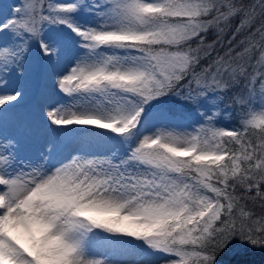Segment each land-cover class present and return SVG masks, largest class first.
I'll return each instance as SVG.
<instances>
[{
    "label": "snow or ice",
    "instance_id": "6c2138e0",
    "mask_svg": "<svg viewBox=\"0 0 264 264\" xmlns=\"http://www.w3.org/2000/svg\"><path fill=\"white\" fill-rule=\"evenodd\" d=\"M0 128V264H264V0L0 7Z\"/></svg>",
    "mask_w": 264,
    "mask_h": 264
},
{
    "label": "trees",
    "instance_id": "16d2710c",
    "mask_svg": "<svg viewBox=\"0 0 264 264\" xmlns=\"http://www.w3.org/2000/svg\"><path fill=\"white\" fill-rule=\"evenodd\" d=\"M20 2L21 0H0V7L6 8L8 5H16ZM211 39L212 37L209 36V40ZM27 79L30 80L31 84L34 83V85L33 86L31 85L32 87L29 89V92L27 93L25 100L22 102L23 107L19 109L18 112L20 110H25L28 108L29 103L31 102V100L34 97L35 92L37 91L36 89L42 88V80L44 79V77L37 75L34 72V70L29 69L28 74H27ZM228 95L230 96L231 93H229ZM220 107L221 109H223L224 113L231 112L232 117L230 118L227 115H221L219 117L218 123L228 128L235 126L237 124V121L235 118V109L225 108L223 104H221ZM185 115L187 118L181 121V123L185 126H191V124L195 123L199 119V117L196 116L194 111L191 113H186ZM262 255H264V253H262L261 251H255L250 254L249 258L259 262L262 258ZM229 259H231L230 253H226L223 257H221L222 261H227Z\"/></svg>",
    "mask_w": 264,
    "mask_h": 264
},
{
    "label": "rangeland",
    "instance_id": "374dc122",
    "mask_svg": "<svg viewBox=\"0 0 264 264\" xmlns=\"http://www.w3.org/2000/svg\"><path fill=\"white\" fill-rule=\"evenodd\" d=\"M31 85L33 86L34 83L33 84L30 83L29 89L32 87ZM52 87L53 86H52L51 81L48 78L44 77V79L42 80V88L36 89L37 91L35 92V95H34L33 99L31 100V102L29 103L28 108L25 110H20L19 112L36 114L38 116L39 115V107L41 104V94L42 93L48 94L49 100L57 99V97L55 95H52ZM29 89H28V92H29ZM0 132H3V128H0ZM23 154L25 156H38L39 155V153L36 151V149L34 147H26L23 150ZM136 259H137L136 257L124 258L123 264H133V261ZM143 259L145 261H147V260H150L152 258L151 257H143Z\"/></svg>",
    "mask_w": 264,
    "mask_h": 264
}]
</instances>
